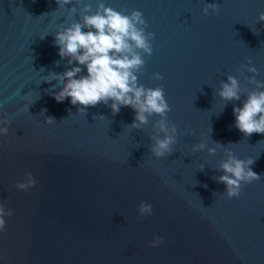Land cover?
Segmentation results:
<instances>
[{
	"label": "water",
	"instance_id": "obj_1",
	"mask_svg": "<svg viewBox=\"0 0 264 264\" xmlns=\"http://www.w3.org/2000/svg\"><path fill=\"white\" fill-rule=\"evenodd\" d=\"M99 3L140 11L145 33L154 34L136 75L138 85L164 89L178 132L170 155L151 152L163 136L161 117L132 129L136 113L113 114L111 101L82 114L54 99L55 78L45 82L71 70L56 32L82 23L83 8L91 5V15ZM212 3L218 14L204 15ZM261 14L264 0H74L64 8L0 0V119L11 120L0 125L8 127L0 135V204L13 213L0 233V264H264V134L245 137L233 116L249 93L264 91L252 82L264 83ZM229 76L239 83L238 101L219 96ZM229 152L254 161L260 176L232 199L218 182ZM28 172L35 187L17 190ZM141 203L152 214L138 219ZM154 237L162 241L155 248Z\"/></svg>",
	"mask_w": 264,
	"mask_h": 264
},
{
	"label": "clouds",
	"instance_id": "obj_2",
	"mask_svg": "<svg viewBox=\"0 0 264 264\" xmlns=\"http://www.w3.org/2000/svg\"><path fill=\"white\" fill-rule=\"evenodd\" d=\"M59 8L73 4L74 0H55ZM75 11V9H71ZM82 23L74 22L70 26L56 32L55 45L58 47L59 57L67 60L66 70L60 75H55L45 82L50 83L53 78L61 88L54 94L57 102L70 100L71 105H79V113L86 114V110L98 104L110 107L113 114L119 113L121 107H129L135 113L132 129H140L149 123V117L156 115L161 117L155 127L162 133V138H155L151 149L152 155L158 159L170 155L178 135L174 125H170L167 113L171 111L164 95L163 87L145 88L138 85L136 73L144 66L142 54L150 56L152 46L150 40L154 34L145 33L147 23L140 11H133L131 15H124L103 3L97 5L94 14L88 15L91 5L83 8ZM203 14H218L219 6L215 3L207 4L203 8ZM264 22V14L258 18ZM87 29V31H84ZM75 62L76 66L71 67ZM251 64V61L248 62ZM246 71L255 74V67L243 65ZM86 69V75L82 70ZM154 80H162L159 74L152 77ZM252 82L257 88L264 89V83L255 80ZM62 86V87H61ZM221 99L225 101L240 100V87L237 79L228 77V83H223L219 92ZM2 107V106H0ZM46 112L45 110H42ZM235 127L245 136L252 134H264V91H256L248 94L243 107H234ZM54 118L49 117L46 123L51 124ZM11 120L0 119V125H10ZM8 127H0V135H7ZM204 143L197 144L192 151H201ZM223 147V145H217ZM214 149H209V154H214ZM254 163L251 159L245 161L235 158L230 152L228 159L220 165L224 175L218 179L219 183L226 186V196L229 199L238 198L242 185H247L260 179V176L251 170ZM36 180L31 172L26 173L25 180L16 184V188L22 192H28L35 187ZM139 217L152 214V206L141 203L138 208ZM11 209L6 210L0 204V233L6 229L5 217L12 216ZM159 237H154L149 243L150 247H158L161 243Z\"/></svg>",
	"mask_w": 264,
	"mask_h": 264
}]
</instances>
